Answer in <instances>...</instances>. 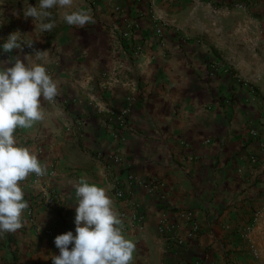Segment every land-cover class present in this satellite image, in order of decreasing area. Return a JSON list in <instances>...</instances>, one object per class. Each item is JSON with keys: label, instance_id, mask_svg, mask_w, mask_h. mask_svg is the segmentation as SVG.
Instances as JSON below:
<instances>
[{"label": "crops", "instance_id": "0c3cea01", "mask_svg": "<svg viewBox=\"0 0 264 264\" xmlns=\"http://www.w3.org/2000/svg\"><path fill=\"white\" fill-rule=\"evenodd\" d=\"M237 1L74 0L92 23L68 25L52 9L55 27L41 31L28 0H0V43L23 39L0 59L43 51L59 87L53 102L41 97L43 121L15 130L47 170L21 182L29 206L0 238V264H53L55 236L75 234L81 178L108 190L136 243L131 264H264V0ZM130 174L157 187L130 186Z\"/></svg>", "mask_w": 264, "mask_h": 264}, {"label": "clouds", "instance_id": "9594fccd", "mask_svg": "<svg viewBox=\"0 0 264 264\" xmlns=\"http://www.w3.org/2000/svg\"><path fill=\"white\" fill-rule=\"evenodd\" d=\"M73 5L74 0H38L35 5L28 0L23 11L39 22L41 31L55 27L52 9L64 10L63 19L71 26L85 28L93 22L89 10ZM22 41L18 31L10 33L0 43V54H11ZM41 52L36 58L9 55L7 60L0 59V238L23 226L22 213L29 205L21 182L31 173L43 176L47 170L38 154L14 135L18 127L31 128L45 119L41 97L50 103L59 95L58 82L48 72ZM73 187L75 234L68 230L55 236L59 254L52 255L53 264H131L136 243L124 235L108 190L84 178Z\"/></svg>", "mask_w": 264, "mask_h": 264}, {"label": "built area", "instance_id": "2783aa9c", "mask_svg": "<svg viewBox=\"0 0 264 264\" xmlns=\"http://www.w3.org/2000/svg\"><path fill=\"white\" fill-rule=\"evenodd\" d=\"M87 2L90 3V4H92V3L94 4L93 0H87ZM236 5L239 6V7H241V8H247L248 2H247V0H239V1H237ZM127 27H128L127 28L128 30L125 31V32H123L124 37H129L130 36L131 29H133L135 27H138V25L136 23H131L130 22V23H128ZM155 33H156V35H157V37L159 39V43H161V45L164 46L166 44V42L163 39V34H164L163 28L161 26L160 27H157L155 29ZM138 49H139L138 52L140 53L141 52V46L138 47ZM252 133L253 134H258L256 131H252ZM252 160L253 161H256L257 158L255 156H252ZM41 178H42V176H37L36 175V180H39ZM133 183H138V184H140V186L149 187L151 189L157 187L156 186V184H157L156 183V180H154V179L144 180V179L138 178L134 174H130L129 175V178H128V184L130 186H132ZM126 188L127 187L124 186V185H122V184L116 185V187H115V194H116V196L118 198L125 197ZM54 200H55V195L54 194H51L50 197L48 198L47 203L48 204H51V203L54 202ZM132 208H133L132 220H134V221H141V216H140V214L138 212V205L134 203ZM187 218L192 221V228L190 230L189 236L192 237L193 235H197L200 232V226H199V224L196 221L193 220L192 213L188 212L187 213ZM171 227L172 226H170L168 224L161 223V225H160V231L163 234H165V233L168 232L169 229H171ZM174 244L175 245H177V244L183 245L184 244V240L182 238L175 237L174 238ZM195 264H204V263H201V262L198 261Z\"/></svg>", "mask_w": 264, "mask_h": 264}]
</instances>
